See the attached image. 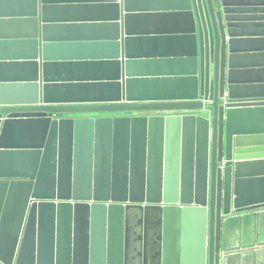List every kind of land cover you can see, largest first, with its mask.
I'll return each instance as SVG.
<instances>
[{"label":"water","instance_id":"water-1","mask_svg":"<svg viewBox=\"0 0 264 264\" xmlns=\"http://www.w3.org/2000/svg\"><path fill=\"white\" fill-rule=\"evenodd\" d=\"M259 209L264 0H0V264H264Z\"/></svg>","mask_w":264,"mask_h":264},{"label":"crops","instance_id":"crops-1","mask_svg":"<svg viewBox=\"0 0 264 264\" xmlns=\"http://www.w3.org/2000/svg\"><path fill=\"white\" fill-rule=\"evenodd\" d=\"M251 73H246L247 76ZM253 75V74H252ZM251 77H254L253 75ZM245 76V77H246ZM250 78V77H249ZM90 115V114H89ZM102 116H118V115H136L131 113H111L100 114ZM57 117H72V116H88V115H56ZM148 138L150 133L148 131ZM166 134V132H165ZM264 239V209L245 211L242 213L232 212L229 215L223 216L222 223V241L225 248H234L235 253H240L244 249L258 247L259 242Z\"/></svg>","mask_w":264,"mask_h":264},{"label":"built area","instance_id":"built-area-1","mask_svg":"<svg viewBox=\"0 0 264 264\" xmlns=\"http://www.w3.org/2000/svg\"><path fill=\"white\" fill-rule=\"evenodd\" d=\"M172 112L175 113V114L181 113V111H179V110H174ZM132 114H142V113H136V112H134ZM145 114H165V111H163V110H161V111H153V112H147Z\"/></svg>","mask_w":264,"mask_h":264}]
</instances>
